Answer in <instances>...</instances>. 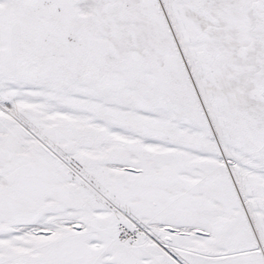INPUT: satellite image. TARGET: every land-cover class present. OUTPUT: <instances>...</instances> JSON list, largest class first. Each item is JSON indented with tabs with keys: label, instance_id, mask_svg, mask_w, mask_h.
Listing matches in <instances>:
<instances>
[{
	"label": "snow or ice",
	"instance_id": "obj_1",
	"mask_svg": "<svg viewBox=\"0 0 264 264\" xmlns=\"http://www.w3.org/2000/svg\"><path fill=\"white\" fill-rule=\"evenodd\" d=\"M0 264H264V0H0Z\"/></svg>",
	"mask_w": 264,
	"mask_h": 264
}]
</instances>
